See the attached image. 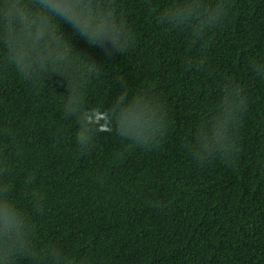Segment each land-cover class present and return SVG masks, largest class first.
Instances as JSON below:
<instances>
[{
  "label": "trees",
  "instance_id": "1",
  "mask_svg": "<svg viewBox=\"0 0 264 264\" xmlns=\"http://www.w3.org/2000/svg\"><path fill=\"white\" fill-rule=\"evenodd\" d=\"M51 2L0 0V264H264V0Z\"/></svg>",
  "mask_w": 264,
  "mask_h": 264
},
{
  "label": "snow or ice",
  "instance_id": "2",
  "mask_svg": "<svg viewBox=\"0 0 264 264\" xmlns=\"http://www.w3.org/2000/svg\"><path fill=\"white\" fill-rule=\"evenodd\" d=\"M77 2L78 0H52L50 6L53 8H57L58 10H63L65 11V13H67V10L73 5H75ZM67 18L69 20L72 19L70 15Z\"/></svg>",
  "mask_w": 264,
  "mask_h": 264
}]
</instances>
